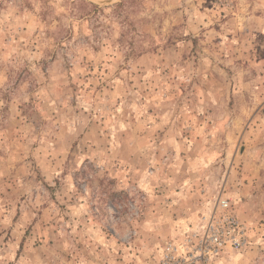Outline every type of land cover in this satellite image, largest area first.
Listing matches in <instances>:
<instances>
[{"label": "rangeland", "instance_id": "1", "mask_svg": "<svg viewBox=\"0 0 264 264\" xmlns=\"http://www.w3.org/2000/svg\"><path fill=\"white\" fill-rule=\"evenodd\" d=\"M94 1L0 0V264H158L220 195L264 264V0Z\"/></svg>", "mask_w": 264, "mask_h": 264}, {"label": "built area", "instance_id": "2", "mask_svg": "<svg viewBox=\"0 0 264 264\" xmlns=\"http://www.w3.org/2000/svg\"><path fill=\"white\" fill-rule=\"evenodd\" d=\"M201 220V228L183 243H166L158 264H211L216 255L243 250L250 244L251 227L240 219L223 195Z\"/></svg>", "mask_w": 264, "mask_h": 264}, {"label": "trees", "instance_id": "3", "mask_svg": "<svg viewBox=\"0 0 264 264\" xmlns=\"http://www.w3.org/2000/svg\"><path fill=\"white\" fill-rule=\"evenodd\" d=\"M122 4H123V1L122 2H119L118 4H116V6H119V5H122ZM94 7L99 10V7L98 6L94 5Z\"/></svg>", "mask_w": 264, "mask_h": 264}, {"label": "water", "instance_id": "4", "mask_svg": "<svg viewBox=\"0 0 264 264\" xmlns=\"http://www.w3.org/2000/svg\"><path fill=\"white\" fill-rule=\"evenodd\" d=\"M91 1H94V0H91ZM94 2L99 3V4H104V3H106V2H98V1H94ZM107 2H108V1H107Z\"/></svg>", "mask_w": 264, "mask_h": 264}]
</instances>
